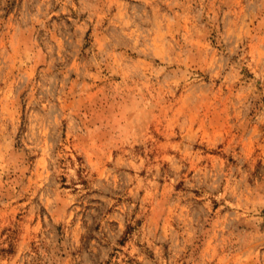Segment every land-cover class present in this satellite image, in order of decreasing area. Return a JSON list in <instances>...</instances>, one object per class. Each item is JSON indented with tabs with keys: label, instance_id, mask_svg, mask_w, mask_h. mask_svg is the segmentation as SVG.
Listing matches in <instances>:
<instances>
[{
	"label": "rangeland",
	"instance_id": "rangeland-1",
	"mask_svg": "<svg viewBox=\"0 0 264 264\" xmlns=\"http://www.w3.org/2000/svg\"><path fill=\"white\" fill-rule=\"evenodd\" d=\"M0 264H264V0H0Z\"/></svg>",
	"mask_w": 264,
	"mask_h": 264
}]
</instances>
